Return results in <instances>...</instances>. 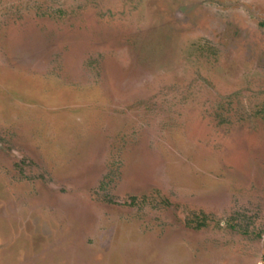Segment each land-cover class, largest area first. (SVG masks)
Listing matches in <instances>:
<instances>
[{
    "label": "rangeland",
    "instance_id": "rangeland-1",
    "mask_svg": "<svg viewBox=\"0 0 264 264\" xmlns=\"http://www.w3.org/2000/svg\"><path fill=\"white\" fill-rule=\"evenodd\" d=\"M0 264H264V0H0Z\"/></svg>",
    "mask_w": 264,
    "mask_h": 264
},
{
    "label": "trees",
    "instance_id": "trees-1",
    "mask_svg": "<svg viewBox=\"0 0 264 264\" xmlns=\"http://www.w3.org/2000/svg\"><path fill=\"white\" fill-rule=\"evenodd\" d=\"M197 219L201 221V222L199 221L198 227L202 226L203 223H205V220H206V219H204L203 216H200V215H198Z\"/></svg>",
    "mask_w": 264,
    "mask_h": 264
}]
</instances>
